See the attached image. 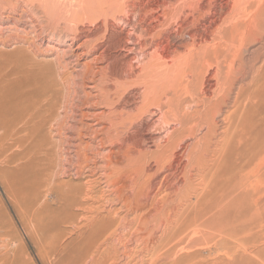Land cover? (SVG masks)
<instances>
[{
  "label": "rangeland",
  "instance_id": "374dc122",
  "mask_svg": "<svg viewBox=\"0 0 264 264\" xmlns=\"http://www.w3.org/2000/svg\"><path fill=\"white\" fill-rule=\"evenodd\" d=\"M263 10L264 0H0V85L23 64H44L58 116L36 137L52 139L30 171L9 161L11 141L0 140V264H264V187L257 173L264 133L247 157L231 152L212 187L204 189L195 176L173 186L162 167L169 158L164 130L149 113L161 104L172 121L202 110L193 89L198 54L218 52L227 62L221 76L246 69L260 55ZM116 21L125 24L114 29L109 22ZM132 27L148 46L136 87L117 75L129 61L119 46ZM166 31L173 52L162 67L151 54ZM85 71L95 77L81 81ZM251 74L235 92L251 83ZM122 92V106L105 102ZM136 113V125L126 120L115 130L116 120ZM205 133L188 141L198 144Z\"/></svg>",
  "mask_w": 264,
  "mask_h": 264
},
{
  "label": "bare ground",
  "instance_id": "6f19581e",
  "mask_svg": "<svg viewBox=\"0 0 264 264\" xmlns=\"http://www.w3.org/2000/svg\"><path fill=\"white\" fill-rule=\"evenodd\" d=\"M125 16L127 17V15ZM158 19V17H155L153 21L156 23L159 21ZM260 19L264 22V10ZM152 23L153 22H151V24ZM121 24L125 23L122 21H116V23L109 22V25L114 29H117ZM92 25L95 28L98 26L97 23ZM109 25H107V27ZM124 30L125 29L121 30V34L124 33ZM166 32L164 40L160 42L157 41V44H155L156 52L153 51L155 54H151L153 60H156L155 63H161V61L164 62L162 67L168 65L167 61L171 60L170 54L173 52L170 41V32ZM260 37L262 47L259 51H256L257 53L259 52L260 55L256 57V59H253V63L251 60L246 61V69L239 70L237 72L236 70L230 71L224 76H221V73L224 69V66L227 65V62L226 60H223V58L220 60V55H218V52L214 51L212 53L211 51H205L201 54H198L200 55L199 62L197 63L199 68L196 71L195 77L197 82L196 84L194 83L195 86L193 89L196 95V103L202 106V110H196L192 113H185L179 118L174 115L172 121L169 120L168 116V113L170 112H163V109L160 107L162 106L161 104L157 105L158 109L156 111L149 112L150 117L157 118L153 124L156 126L157 130H164L165 136L161 142L163 145L162 151L165 149L169 158H165V161L168 160L167 163H165L167 166L163 164L162 167H164V170L169 173V175L167 174L168 177L166 179H169L168 181L171 182L173 186L180 183L179 178H182V181L187 185L188 181L193 176H195V178H201V184L204 185V189L210 188L212 187L213 183L218 181L221 175L225 173L228 157L233 150H244L243 155L246 153L249 155L258 147L260 136L264 133V28L262 29V34ZM143 38L144 36L142 33L138 32L136 28L132 27V29H130L125 35V38L120 41L119 49L126 53L129 61L124 65H121V67H117V75L120 76L122 72L121 76L125 74L128 79L131 81L133 80L131 82L132 87L137 86V72L144 70L146 67L145 65H147L144 60L146 57H148V46L146 43H144ZM26 65L27 64H25V66ZM30 66L28 68H24L23 64V67L21 66V70H16V72L13 74L11 73L10 77H8L9 75L6 76L10 79H6V81L4 80L5 82L3 81V84L1 82L0 85V132H3L0 140L6 137L11 141L12 148L14 150L12 151L9 161L12 163H21L19 166V171L22 169L26 172L36 168V163H38L39 160H36L34 157L38 155L41 156L42 152H45L46 147L49 146V138H51L48 136L49 138L46 139L47 143L46 141L43 143L39 142L36 137L41 136L40 133L43 127L51 125V123L56 122V117L58 118L56 113L57 106L56 94H54L53 87L54 84L51 81L49 83V80L47 82L45 80V77H47L48 74L47 67L44 66V64L41 66V63H39V65L32 64ZM196 66L197 65H195V67ZM231 68L234 69V67ZM152 69H154V67ZM192 73H194V71ZM249 73L253 74H251V83L246 86H240L239 84V88L237 92H235V87L238 86L239 82L242 83V80L248 77ZM239 74L241 75L240 78L237 77ZM79 76H81V81H85L89 76L93 77L94 74H90V72L85 71ZM209 92H211V95H213L212 97H209ZM122 96H124L123 92L119 94V98L116 100V102L111 98H107L105 102H108L112 105L119 103L120 106H122L120 103ZM149 98L146 100L150 101ZM157 99H155V105ZM160 101L162 102V100ZM103 102L104 101H102V104ZM167 103L165 101V104ZM191 106L189 104V107ZM144 108L145 107L143 105V107L141 106L139 110H143ZM187 108L185 110L189 109ZM172 112H174V109ZM143 113L144 112H142V114ZM116 114L117 113H114L115 117H117ZM121 114L122 113H120L119 116H121ZM139 117L140 116L136 113L128 119L125 118L122 120L120 119L119 121L116 120V126L118 125L120 128L115 130L119 132V130L122 129L121 125L125 126L126 120L131 123V126H133V124L136 125L139 121ZM114 122L115 121L112 117V119H110V123L113 124ZM143 126L145 125L143 124ZM178 126H180L178 132L174 131ZM203 130H205L206 133L203 138H201L202 140L200 143L198 142V144H192L188 141V139L194 138L197 132ZM42 136L45 138L46 133H43ZM42 143L43 145H40ZM40 146L44 147L41 148ZM247 155H245V157H247ZM245 157L243 156V159H245V162H248L246 161L248 159ZM161 158L163 159L162 155ZM49 159L52 161V156H49ZM32 161L33 165H31ZM245 162L242 164V166L245 165ZM259 162L260 164H258V167H260V169L257 168V173H259L260 170V181L264 187V156L260 157ZM158 166L159 163L157 164V167ZM197 166L199 169L196 171L195 168ZM206 166H209V168L207 167V170H209L208 172L206 171ZM254 170L256 172L255 167ZM12 172H14V175H18L16 170H12ZM257 173L255 174L257 175ZM255 174L252 173V175ZM257 180L255 181L256 183ZM257 184L258 188L260 182ZM262 185H260V187ZM262 197L264 199V196Z\"/></svg>",
  "mask_w": 264,
  "mask_h": 264
}]
</instances>
